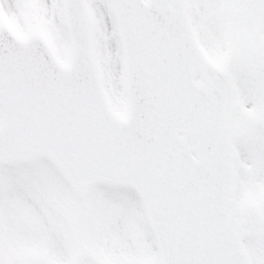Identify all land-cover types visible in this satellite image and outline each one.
I'll list each match as a JSON object with an SVG mask.
<instances>
[{"label":"snow or ice","instance_id":"6c2138e0","mask_svg":"<svg viewBox=\"0 0 264 264\" xmlns=\"http://www.w3.org/2000/svg\"><path fill=\"white\" fill-rule=\"evenodd\" d=\"M0 264H264V0H0Z\"/></svg>","mask_w":264,"mask_h":264}]
</instances>
